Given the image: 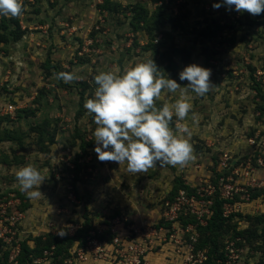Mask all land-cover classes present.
<instances>
[{
  "label": "rangeland",
  "instance_id": "1",
  "mask_svg": "<svg viewBox=\"0 0 264 264\" xmlns=\"http://www.w3.org/2000/svg\"><path fill=\"white\" fill-rule=\"evenodd\" d=\"M22 2L19 17L0 16V264H62L64 252L43 254L47 240L57 245L52 234L70 224L103 229L116 215L126 227L164 224L173 235L151 254L154 264H264L262 223L250 242L229 230L217 236L223 261L207 262L202 243L215 198L237 229L264 212V13L222 0ZM152 58L181 86L179 72L192 63L210 68L214 85L203 97L188 93L195 159L134 175L126 163L98 160L83 105L96 74ZM59 72L79 79L65 83ZM178 95L163 92L157 107ZM26 165L46 178L38 200L19 190L15 172Z\"/></svg>",
  "mask_w": 264,
  "mask_h": 264
},
{
  "label": "clouds",
  "instance_id": "2",
  "mask_svg": "<svg viewBox=\"0 0 264 264\" xmlns=\"http://www.w3.org/2000/svg\"><path fill=\"white\" fill-rule=\"evenodd\" d=\"M229 10L247 12L253 16L264 13V0H222ZM221 3H214L220 8ZM23 13L22 0H0V16L15 18ZM152 59L127 67L122 73L101 71L94 76L93 98L86 99L84 108L93 117L96 128L94 148L101 162L125 164L132 174L149 169L173 166L183 168L195 159L189 139L192 131L186 121L193 105L189 92L205 96L213 87L212 70L192 63L179 72L181 86L175 79L164 77ZM57 79L71 83L79 79L73 72H59ZM163 92L179 93L171 103L157 107ZM176 117L175 130L170 127ZM193 124L198 114L192 113ZM19 190L29 199L38 200L44 194L40 186L46 179L34 166L26 165L15 172ZM64 236V232L57 233Z\"/></svg>",
  "mask_w": 264,
  "mask_h": 264
},
{
  "label": "built area",
  "instance_id": "3",
  "mask_svg": "<svg viewBox=\"0 0 264 264\" xmlns=\"http://www.w3.org/2000/svg\"><path fill=\"white\" fill-rule=\"evenodd\" d=\"M8 107L11 109L12 105ZM122 219L120 215H116L103 229L87 230L81 242L75 241L68 247L62 264H80L86 261H102L106 264H154L148 254L160 251L162 244L171 240L173 235L168 234L164 224L129 228L124 225ZM80 227V224H70L62 231L68 232L69 228L75 232ZM51 250L52 248L44 249L43 254ZM168 264L175 263L169 261Z\"/></svg>",
  "mask_w": 264,
  "mask_h": 264
},
{
  "label": "trees",
  "instance_id": "4",
  "mask_svg": "<svg viewBox=\"0 0 264 264\" xmlns=\"http://www.w3.org/2000/svg\"><path fill=\"white\" fill-rule=\"evenodd\" d=\"M174 190H177V188H174ZM222 202L221 199L215 198L213 201V204H211V214L208 216L206 220V224L204 226V237L202 239V243L204 245H208L206 248V254H207V262H211L213 257H219L221 261L224 260V256L221 251H218L217 244H216V238L219 235H222L223 233L227 232L229 230V234H232L233 238L238 241H244L247 240L250 242V240H256V233L254 228L257 226L258 223H262V228L264 232V212L255 216V217H249L247 218V221L249 222V225L245 229H237L234 222L230 221V217L227 215H224L220 203ZM89 225H82L78 228L72 235H68L70 239L69 244L64 246V249L60 251V244L59 242L62 241V239L65 237L52 234V237L54 238V242L57 243H51V240H47L44 245L43 249H50L52 248L53 255L59 254L60 252H64L61 257V263L63 257L66 256L67 249L69 246H71L75 241L81 242L83 240V236L86 233L87 229L89 228ZM66 235V233H65ZM41 239L40 236L35 238V243H37ZM237 241V240H236ZM207 243V244H206ZM209 243V244H208ZM213 263V262H211ZM220 264H225L224 262H221Z\"/></svg>",
  "mask_w": 264,
  "mask_h": 264
},
{
  "label": "crops",
  "instance_id": "5",
  "mask_svg": "<svg viewBox=\"0 0 264 264\" xmlns=\"http://www.w3.org/2000/svg\"><path fill=\"white\" fill-rule=\"evenodd\" d=\"M148 257H149V258L152 257V256H151V253L148 254ZM80 264H84V262H82V263H80ZM87 264H88V263H87Z\"/></svg>",
  "mask_w": 264,
  "mask_h": 264
}]
</instances>
